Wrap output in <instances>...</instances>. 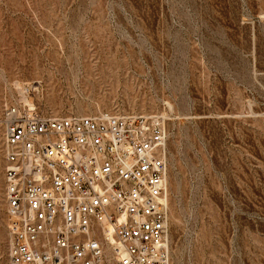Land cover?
I'll return each mask as SVG.
<instances>
[{
	"label": "rangeland",
	"instance_id": "obj_1",
	"mask_svg": "<svg viewBox=\"0 0 264 264\" xmlns=\"http://www.w3.org/2000/svg\"><path fill=\"white\" fill-rule=\"evenodd\" d=\"M24 100L163 118L172 264H264V0H0V118Z\"/></svg>",
	"mask_w": 264,
	"mask_h": 264
},
{
	"label": "built area",
	"instance_id": "obj_2",
	"mask_svg": "<svg viewBox=\"0 0 264 264\" xmlns=\"http://www.w3.org/2000/svg\"><path fill=\"white\" fill-rule=\"evenodd\" d=\"M0 123L9 264H172L163 118L49 117L24 100Z\"/></svg>",
	"mask_w": 264,
	"mask_h": 264
},
{
	"label": "bare ground",
	"instance_id": "obj_3",
	"mask_svg": "<svg viewBox=\"0 0 264 264\" xmlns=\"http://www.w3.org/2000/svg\"><path fill=\"white\" fill-rule=\"evenodd\" d=\"M146 115H153V116H158V115H154V114H146Z\"/></svg>",
	"mask_w": 264,
	"mask_h": 264
}]
</instances>
